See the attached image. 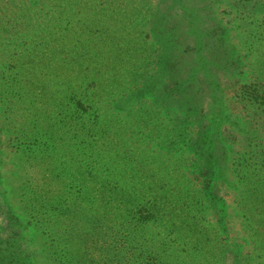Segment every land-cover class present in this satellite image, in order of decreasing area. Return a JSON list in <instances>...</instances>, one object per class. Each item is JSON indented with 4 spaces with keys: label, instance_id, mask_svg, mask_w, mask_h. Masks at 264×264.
<instances>
[{
    "label": "trees",
    "instance_id": "16d2710c",
    "mask_svg": "<svg viewBox=\"0 0 264 264\" xmlns=\"http://www.w3.org/2000/svg\"><path fill=\"white\" fill-rule=\"evenodd\" d=\"M58 1L7 0L0 9V186L13 165L18 181L12 197L0 189V211L19 198L44 240L72 234L55 241L65 264L95 262L112 239L132 260L171 233L177 214L180 229L201 236L200 249L163 257L146 249V264H264V0H84L90 20H124V32L143 41L142 57L106 75L95 69L99 57L88 65L94 71L79 73L93 54L73 33L83 12L64 0L52 7ZM108 47L97 51L115 52ZM144 144L149 163L121 159ZM197 156L208 184L232 192V206L221 201L227 212L196 193L192 215L182 211V186L193 183L184 168ZM102 179L116 183L120 200L96 197ZM150 183L165 210L142 202L140 187Z\"/></svg>",
    "mask_w": 264,
    "mask_h": 264
},
{
    "label": "rangeland",
    "instance_id": "374dc122",
    "mask_svg": "<svg viewBox=\"0 0 264 264\" xmlns=\"http://www.w3.org/2000/svg\"><path fill=\"white\" fill-rule=\"evenodd\" d=\"M7 0H0V9L7 5ZM16 2H21V0H15ZM63 0H60L56 2L52 7L58 8L57 6L62 3ZM69 4H74L75 9H78L79 11L83 12V17L81 22L76 21V27L73 29V33L76 31H81L82 39H83V45L79 50H84L83 52L90 51L91 54L89 58L85 61H81V65L79 66V73H83L82 70L85 67H89V63L92 62L94 59H97V63L95 65V69H101L103 70L104 75L107 73L109 74H116L118 70H121V68H126L129 66L134 60L142 57V54L144 53V50L142 48V40L140 38H131L128 36L124 31L127 30V26L122 21L124 20H114L110 19L106 21L105 23L101 22L100 18L95 20L92 18L90 20L87 16V9L89 5L84 0H64ZM6 3V4H5ZM77 5V8H76ZM10 9L14 8L13 6H10ZM107 15V14H106ZM46 21L51 24L54 22L53 16L49 13L47 16ZM68 19H64L63 22L67 23ZM71 21V20H70ZM62 22V21H61ZM93 28H99L100 35L98 36H91L88 34V30L91 29V32H95ZM98 30V31H99ZM77 37V34H75L72 39V48L73 50L76 47L75 39ZM37 39H35L36 41ZM118 42V47H121L119 49H124V51L120 52V55L116 54L115 48L116 44L115 42ZM111 42V43H108ZM37 45V43L35 44ZM108 46H112V49L115 51L113 53H104L100 51H97L99 48L103 47L104 49H108ZM140 47L139 49H137ZM76 52V50L74 51ZM99 53L101 55H99ZM234 62L241 61V57L235 55L233 57ZM86 65V66H85ZM242 65V64H238ZM90 68V67H89ZM90 70L94 71L90 68ZM95 77V76H94ZM91 84V83H90ZM89 85V84H87ZM86 85V86H87ZM86 86L83 88L86 89ZM236 89L239 88L237 83L235 84ZM23 107L21 111V114H24L25 106ZM231 122H234L233 115H230L229 123L231 126ZM222 127H225L227 125V120H222ZM148 138V137H146ZM133 145V144H131ZM134 146V145H133ZM137 147L127 150L123 153V156L121 159L123 161L126 160L129 165L130 163H138L139 157L144 156L143 159L148 160V163L151 161V155H148L150 152L146 148V144H144L140 149H136ZM147 151V152H146ZM194 158L196 156V150L190 153ZM120 159V160H121ZM204 159V156L201 157L197 156L196 163H192L189 166H185L184 169L187 170L189 173V179L188 181H191L193 183H190L188 185V188L185 186H182L184 191H186V194L180 195L182 198V205H183V212L189 213L192 215V206L193 201H197V197L193 199L195 193L198 197H204L209 202L212 203V200H214L215 206L214 210L217 212V210L226 211L227 207L232 206V195L231 191H229V188L224 184L216 185V183L208 184L209 178V172H208V166L206 164L202 163V160ZM158 160V158H157ZM180 165H183V162L181 159L177 160ZM16 171L17 167L13 165L9 172L13 173L10 176L4 178V188L3 186H0V189H2L3 192L7 194V196L12 197V189L13 187L16 188L18 181H16ZM103 172V171H102ZM119 173V171H117ZM136 173V172H135ZM138 175L140 173H137ZM143 175V174H142ZM115 177V176H114ZM146 178L145 181L152 182L153 178H151V173H148V175L144 176ZM139 181V180H137ZM97 195L96 197L103 203H109L113 201L115 198H118L120 200V197L117 196L118 192L114 186H116V183L113 181H106L102 179L101 181H97ZM147 182V183H148ZM146 183V184H147ZM158 183L155 184V186ZM159 184L163 185V181H160ZM99 185L102 189H98ZM148 185V184H147ZM151 186L144 188H141V194H144L145 196L141 198L142 202L146 203V208L149 209L150 206L155 203L158 205V209L163 207V192L162 193H156L153 191L154 185L150 183ZM153 186V187H152ZM208 186V188H206ZM158 188V187H157ZM195 191V192H194ZM100 192V195H99ZM6 196V198H7ZM78 196H75L77 198ZM19 199V198H18ZM15 200L14 198L11 199V203L8 205V211H0V256H3L5 259L1 264H65L63 262V257L60 254V252L56 249L59 246V242H55L58 239H61L62 237H73L72 234H61L59 236L58 231H56L54 234H49V236H45L49 241L44 240V238L41 237V235H44L41 229H37L33 225H31L27 218H26V211L23 209L22 205L19 204V200ZM69 201H72V196L67 198ZM124 201V200H123ZM226 202L227 207H222V202ZM125 202V201H124ZM73 207H79V204L76 202H68ZM126 203V202H125ZM187 203H191V206H187ZM115 203H111L109 205H112ZM1 205V204H0ZM127 205V204H126ZM196 205V202L194 203ZM119 209L121 207L117 204ZM2 207V206H0ZM126 208L123 207L122 211H124ZM86 209H82L81 213L84 215H88ZM127 210V209H126ZM133 211L138 210L136 207L132 209ZM169 211V210H168ZM165 212V211H164ZM209 214V211L208 213ZM178 215V214H177ZM177 215H172V218L174 219V223H176L177 226L172 227V231L169 234H163V239L156 240L155 242H149L148 245L147 242L144 243V249L141 250L143 252L142 254H138L134 259L132 260H125V256L127 254V250L122 249L118 247V243L115 242L114 239L110 241H105L101 247L102 250H99V257L96 256L94 259L95 262L90 260L88 264H146L145 260V251L146 249H153L158 253L159 256L163 257L167 255H173L181 253L185 250H191L195 255L197 251V247L202 242L201 236L196 233L193 228L191 227L189 229H185L184 231L180 229V225L178 223V217ZM45 230V229H44ZM151 237H147L146 234H144L145 238H153L154 236L150 235ZM238 240V238H235ZM54 241V244H53ZM121 245V244H120ZM225 245V244H224ZM126 246V245H125ZM171 247V248H169ZM201 246L198 248L200 249ZM125 248V247H123ZM127 249V248H126ZM169 249V253L167 254V250ZM211 252V251H209ZM215 253V251H214ZM144 254V255H143ZM187 256V255H186ZM80 259V256H79ZM66 261V260H65ZM68 262V261H66Z\"/></svg>",
    "mask_w": 264,
    "mask_h": 264
}]
</instances>
